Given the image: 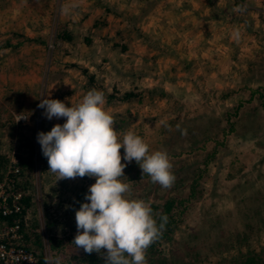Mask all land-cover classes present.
Instances as JSON below:
<instances>
[{"label":"rangeland","instance_id":"374dc122","mask_svg":"<svg viewBox=\"0 0 264 264\" xmlns=\"http://www.w3.org/2000/svg\"><path fill=\"white\" fill-rule=\"evenodd\" d=\"M90 90L103 92L121 141L133 131L173 165L163 188L128 164L126 198H178L174 236L197 263L235 252L243 193L264 191V0H0V154L30 156L18 176L31 180L23 232L45 264L75 263V211L95 180L48 171L37 134L65 118L38 104L75 106Z\"/></svg>","mask_w":264,"mask_h":264},{"label":"clouds","instance_id":"9594fccd","mask_svg":"<svg viewBox=\"0 0 264 264\" xmlns=\"http://www.w3.org/2000/svg\"><path fill=\"white\" fill-rule=\"evenodd\" d=\"M105 103L98 90L87 92L75 106L41 98L38 107L44 110L42 115L48 120L65 118V122L39 132L37 142L48 171L57 180L95 178L84 196L87 202L75 211L76 247L89 255L102 254L104 264H146V251L160 238L167 217L161 216L158 225L148 203L126 198L131 186L121 178L127 165L135 161L153 183L170 188L175 181L173 165L166 151H150L133 131L121 141ZM21 118L26 119L17 121Z\"/></svg>","mask_w":264,"mask_h":264},{"label":"trees","instance_id":"16d2710c","mask_svg":"<svg viewBox=\"0 0 264 264\" xmlns=\"http://www.w3.org/2000/svg\"><path fill=\"white\" fill-rule=\"evenodd\" d=\"M61 37L69 34L64 33L61 30ZM87 81L92 79V74H87ZM138 91L126 90L123 96L128 98V96L138 95ZM17 155V154H16ZM17 165L20 168V172L15 176V189L20 191L19 203L21 205L19 213H16L15 217L20 223H23V214L25 213L27 207L29 206L30 194L26 192V189L30 188L31 180L28 176L24 177L23 180H18V176L23 174V167L30 163V156L21 157L17 155ZM8 163V158L4 154H0V173L3 166ZM22 168V169H21ZM142 174V172H140ZM139 174V175H140ZM87 177V176H86ZM89 178V177H88ZM95 180V178H89ZM193 184L190 183L188 186V192L194 193ZM81 190L78 192L80 194ZM79 194L78 199H79ZM78 201V200H77ZM179 202L178 198L175 196H166L162 201L153 204L149 203L152 209V214L159 225L161 223L160 217L166 216L167 222L160 238L155 241L146 251V264H200L197 263L198 255L192 253V248L182 247L184 242L178 241V236H174V232L179 228L178 223L181 220V208L177 207ZM6 220H11V216L5 217ZM174 231V232H173ZM243 235L239 238V243L235 252H226L224 254H219V258L215 260L207 261L204 264H264V238L260 242L259 233L263 232L264 236V191L255 190L251 193H243V229L240 231ZM222 234L220 232L216 237ZM254 235V239H253ZM228 240V243L234 245L232 238L229 233L222 234ZM54 239V238H52ZM50 240V251L53 252L58 250L59 240ZM235 239L238 236L235 235ZM40 240L35 237L33 240H29L23 232V244L30 248L34 254L37 256L36 262L34 264H45L44 255L40 250H37V245L40 244ZM164 241L163 245L162 242ZM260 242V243H259ZM169 244H173L172 249ZM242 244L243 249L240 248ZM188 248V250H186ZM184 250V251H181ZM70 259L74 260V264H104L103 255L86 254L83 250H79L75 254L70 255ZM205 259V258H204Z\"/></svg>","mask_w":264,"mask_h":264},{"label":"built area","instance_id":"2783aa9c","mask_svg":"<svg viewBox=\"0 0 264 264\" xmlns=\"http://www.w3.org/2000/svg\"><path fill=\"white\" fill-rule=\"evenodd\" d=\"M17 159V155L8 156V163L0 173V264H34L37 259L34 252L23 244L25 223L15 217L21 208V194L14 187L15 176L20 172ZM7 216H11V220H6Z\"/></svg>","mask_w":264,"mask_h":264},{"label":"crops","instance_id":"0c3cea01","mask_svg":"<svg viewBox=\"0 0 264 264\" xmlns=\"http://www.w3.org/2000/svg\"><path fill=\"white\" fill-rule=\"evenodd\" d=\"M181 6H182V5H181ZM181 6H178V5H177V6H176V9H179Z\"/></svg>","mask_w":264,"mask_h":264}]
</instances>
